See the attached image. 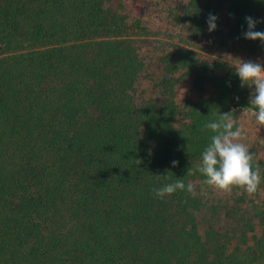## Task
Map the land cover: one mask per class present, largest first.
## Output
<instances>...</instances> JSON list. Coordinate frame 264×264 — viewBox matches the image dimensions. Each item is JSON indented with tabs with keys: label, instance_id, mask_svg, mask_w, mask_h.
<instances>
[{
	"label": "trees",
	"instance_id": "obj_1",
	"mask_svg": "<svg viewBox=\"0 0 264 264\" xmlns=\"http://www.w3.org/2000/svg\"><path fill=\"white\" fill-rule=\"evenodd\" d=\"M136 2L0 0V264H264V196L196 172L254 90L208 41L264 56V0ZM181 178L194 195L154 196Z\"/></svg>",
	"mask_w": 264,
	"mask_h": 264
},
{
	"label": "clouds",
	"instance_id": "obj_2",
	"mask_svg": "<svg viewBox=\"0 0 264 264\" xmlns=\"http://www.w3.org/2000/svg\"><path fill=\"white\" fill-rule=\"evenodd\" d=\"M218 17L209 13L207 25L209 32L216 29ZM247 30L243 32L244 39L261 41L264 45V31L256 30L258 23L264 20H257L251 16L245 17ZM234 64L230 63L235 74L241 81V87L248 86L254 90L250 92L249 108L255 117L258 126H264V64L260 61H244L234 59ZM238 99V97H237ZM210 130L209 143L201 153L196 172L204 179L199 181L200 194L203 195L207 187L222 192H231L234 187L243 189L249 196L254 195L261 184V173L259 165L253 167L254 154L249 147L243 143L246 139V131L243 125L237 124L232 112L218 113L217 118L204 125L201 131ZM137 164L141 161L136 160ZM178 161H172V166L176 167ZM188 176L193 175L191 169ZM159 178L160 175H157ZM167 179V175L164 176ZM197 186L191 182L185 184L184 179H176L174 182L154 187L152 192L155 197L164 199L177 191H185L189 194L196 193Z\"/></svg>",
	"mask_w": 264,
	"mask_h": 264
},
{
	"label": "rangeland",
	"instance_id": "obj_3",
	"mask_svg": "<svg viewBox=\"0 0 264 264\" xmlns=\"http://www.w3.org/2000/svg\"><path fill=\"white\" fill-rule=\"evenodd\" d=\"M142 2H144V0H137V2L133 5H130V3H128V5L133 11L136 10L137 13H139L142 10V12L146 14L148 10L144 7ZM217 27H222L223 32L226 29L225 23L218 24ZM216 40H219V38H217ZM208 43H210L209 45H211V47H209L210 49L214 48V51L209 50L208 47L206 49V52L212 58L221 55L222 57H226V59L229 60L232 64L236 62L234 59H241V57L236 54V50L230 51L228 48H226L229 51L228 53H226L225 49L221 47L218 50H215V42L208 41ZM251 57L253 56L250 55V58ZM253 58L264 64V56L259 55L254 56ZM185 94H187L191 98L194 96L193 90H190L189 88L186 90H180V96H183ZM237 114L238 125H243L246 131V139L243 141V143H245L249 147L250 152L254 154V162L258 165L262 164L263 172L261 171L260 173L261 177L264 178V126H258L255 121V117L252 116L250 112L239 111ZM257 193L260 196H264V180L261 181Z\"/></svg>",
	"mask_w": 264,
	"mask_h": 264
}]
</instances>
